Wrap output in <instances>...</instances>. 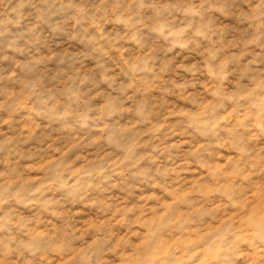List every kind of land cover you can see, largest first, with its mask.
<instances>
[{"label":"clouds","instance_id":"clouds-1","mask_svg":"<svg viewBox=\"0 0 264 264\" xmlns=\"http://www.w3.org/2000/svg\"><path fill=\"white\" fill-rule=\"evenodd\" d=\"M0 264H264V0H0Z\"/></svg>","mask_w":264,"mask_h":264},{"label":"rangeland","instance_id":"rangeland-1","mask_svg":"<svg viewBox=\"0 0 264 264\" xmlns=\"http://www.w3.org/2000/svg\"><path fill=\"white\" fill-rule=\"evenodd\" d=\"M221 156H222V163L223 162H226V160L227 159H230L231 157H230V155L226 152V151H224V152H222L221 153ZM191 179H193L194 181H199L200 179H202L203 178V176H202V172L201 171H194L193 172V175L190 177ZM165 213H160V215L161 216H163ZM87 223V222H86ZM179 237H175V238H173V239H171V240H169L168 238H165V243L166 244H174V243H177V242H179ZM139 241L137 242V246L139 245Z\"/></svg>","mask_w":264,"mask_h":264}]
</instances>
